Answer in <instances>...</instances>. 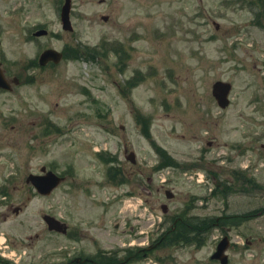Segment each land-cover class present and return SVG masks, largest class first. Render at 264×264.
Listing matches in <instances>:
<instances>
[{
  "label": "rangeland",
  "instance_id": "obj_1",
  "mask_svg": "<svg viewBox=\"0 0 264 264\" xmlns=\"http://www.w3.org/2000/svg\"><path fill=\"white\" fill-rule=\"evenodd\" d=\"M54 1L59 22V7L65 0ZM48 2L26 0L25 14L42 16L52 9V15ZM257 2L72 0L75 31L65 33L64 41L83 51L84 59L60 66L58 75L46 83L44 97L34 87L24 88L23 97L8 96L7 125L0 124V186L6 179L14 182L9 183L8 199L0 194V242L7 241L0 248V259L1 253L8 256L15 251L26 256L19 264H62L65 247L75 243L67 237L50 236L45 214L81 225L88 239L80 245L91 253L96 246L123 251L131 242L137 247L154 243L162 235L165 219L172 223L174 214L187 204L186 197H199L198 207L206 204L202 200L206 190L194 183L190 186L186 171L189 176L201 171L208 177L211 170L221 180L228 178L226 159L232 142L243 145L245 156L240 163L249 165L248 173L264 185V21L257 22ZM13 4L0 0V22ZM104 16L109 17L107 22ZM10 32L5 46L9 58L16 60L20 43L15 31ZM115 42L124 47L120 64L116 52H110L118 48ZM103 43L105 49L94 50ZM63 44L57 41L58 48ZM33 53L29 50V55ZM217 81L234 85V102L227 110H221L212 95ZM35 108L47 110L57 127L45 137L35 134L37 118L26 113ZM144 129H149L153 141L176 165L157 167L160 154ZM126 149L136 153V164L126 160ZM105 154L116 157L114 165L120 167L125 176L121 179H128L127 183L110 181L112 164L104 161ZM180 165L191 169L183 170ZM42 167L67 176V183L49 197H40L26 183ZM163 169L171 172L165 186L158 178ZM165 190L172 191L174 198L169 200ZM161 203L170 211L164 214ZM16 207L21 208L18 214ZM206 207L215 216L226 208L220 199L209 201ZM262 207L264 195L235 197L229 211L243 213ZM208 212L196 213L203 217ZM36 233L44 238L28 241ZM223 233L221 229L211 231L195 257L190 248L173 243L148 251L138 262L219 264L210 257ZM230 237L233 242L262 240L263 245L247 248L237 244L229 251V264H264V214L233 229Z\"/></svg>",
  "mask_w": 264,
  "mask_h": 264
},
{
  "label": "flooded vegetation",
  "instance_id": "obj_2",
  "mask_svg": "<svg viewBox=\"0 0 264 264\" xmlns=\"http://www.w3.org/2000/svg\"><path fill=\"white\" fill-rule=\"evenodd\" d=\"M48 1V3L51 4L54 10L52 11V15H50L49 13L50 10H52L50 9L48 13L44 11L42 16H30L28 14H25L28 12L26 7V0H12V3L14 4L9 7V9L6 11L7 14L3 16L5 21L2 20L0 22V82L3 84V86H0V124L2 126L7 125V108L9 102L8 96L17 94L18 97H23L22 91H24V88L34 87L36 88V92L38 90L40 96L44 97V88L46 86V83L51 78H54L58 75L60 66H68V63H70L71 61V56L69 54V52L71 51V44L68 43V40L64 41V35L67 32L63 29L61 17L59 19V22L57 21V17L55 14V10L57 7L55 1ZM258 2L262 6H264V0H258ZM39 8L41 9V6H39ZM44 9L45 7L42 8V10ZM28 22H32V24L30 25L28 24ZM9 23H11L12 25H9ZM58 26L60 27V29H57ZM12 30L15 31V34L17 35V38H15V40L20 43L21 50L20 57H18L16 60L9 58V51L6 50L5 46L6 36L10 34V31ZM57 41L64 42L62 47H57ZM25 46H30V48L26 50ZM122 48L124 47L121 45L119 46V48H117V56L119 60L118 64L122 62ZM29 50L34 51V53L32 55H29ZM57 50L61 53L59 57V63L56 62L58 55L53 53V51ZM128 82H130V79L128 80ZM233 94L234 89L232 90L231 97ZM47 96H49V94ZM44 100H42L41 102H44ZM232 104L233 103L231 102V106ZM44 105L47 106V103H44ZM38 110V108L27 109L26 113L32 112L34 114V117L37 118V121L34 122L33 125H35L37 129L35 134L40 137L41 134L46 135L52 130V128H56V125L53 124L51 115L48 114L47 110ZM230 127L232 128L233 126L231 125ZM232 141L235 140L233 139L231 140V142ZM250 142H253V139ZM230 146H232V151L231 149H229V151H231H228L230 156L226 159L227 165H229L228 178L224 181H221L214 177L213 179H211V182H207L204 186L201 187L205 189L207 193L206 196H203V200L206 201V204L202 207H198L199 198H196V201L198 203H195V201L190 203V197H186L184 202H187V204H184V206L178 210L177 219L173 221L170 229H167V231H165V233L167 232V234L164 233L162 237V239L168 236L171 237V235L175 231H177V233L179 232L181 236V239H179V245L184 248H190L194 254V257L198 253V250H200V248L202 247L201 235H203L202 240L205 241L209 236V234H207L209 230L212 227H216L220 224L221 219H216L215 212H211L210 208L206 207L209 201H212L215 198V195H212L214 190L220 189V193L223 194V205H226V208H223V211L226 215L224 216L226 219L221 224V227L225 228L227 232L230 233L235 227L239 225L240 227H242L243 225H246L247 222L255 221L261 216V213L258 212L257 214H248L249 216L244 218V216L242 215L250 211H245L243 213H240L239 211H229L230 202L235 197L244 199H258L260 195H264L263 183L260 182L256 176H252L247 172V170L242 169L245 167L244 164L240 163L241 159L243 158L242 156H245L243 154V145L240 144V141H236V143L232 142ZM262 149H264V145H262ZM210 171L211 170H209L208 175L211 174ZM148 181L149 183H152L153 180L148 179ZM65 183H67V179L57 189H61L62 185ZM209 185L213 186V188L209 187ZM145 187L146 186H143V190L146 191L147 189ZM160 190L162 189H158L159 192ZM210 190L212 191L211 195H209ZM148 193L151 194V192ZM51 195H53V193ZM165 195L167 197V190H165ZM172 198H174V196ZM160 205L161 210L165 211V213L170 211L167 204L161 203ZM202 210H209V212L201 217L199 213L196 212H200ZM14 211L16 212L17 208H14ZM20 211L21 208L18 213H20ZM65 224V234L50 232L49 235H63L67 238L69 237L71 239L70 241L75 243V245H71L70 243L67 244L68 252L66 254V258H68V261L66 262V264H127V262L131 258L137 257L139 253L142 254L143 257H146L148 255V251L144 249H139L137 251L133 250L135 253L127 250L112 251L113 249L106 252L105 250L100 249L97 246L95 248V252L91 253V250L80 245V243L85 242L88 239V233H84V231H82L84 229L80 227L81 225L72 224L70 221ZM79 228H81L82 230ZM115 228L117 229L118 225H116ZM225 235L226 234H223V237ZM41 237L42 235L37 233L35 239L29 237L28 241H39ZM230 241L231 244L229 245V249L227 250L228 255L229 251L231 252L237 247V244L240 246L243 244L242 246H247V248L254 245H263L262 240L254 241L246 239L243 242H241V240H236L233 242L231 239ZM161 245V242H156L155 244L150 245V250L161 247ZM217 245L218 243H216L215 245V250L217 248ZM125 254L127 255V258L124 257ZM0 264L3 263L0 262Z\"/></svg>",
  "mask_w": 264,
  "mask_h": 264
},
{
  "label": "water",
  "instance_id": "obj_3",
  "mask_svg": "<svg viewBox=\"0 0 264 264\" xmlns=\"http://www.w3.org/2000/svg\"><path fill=\"white\" fill-rule=\"evenodd\" d=\"M70 9H71V0H66V4L64 5L62 10V20L66 29L73 30L70 22ZM105 19L107 18L105 17ZM231 88H232L231 84L221 81L217 82L213 87L214 96L217 99L219 106L223 109L228 107V105L230 104V100L228 96L230 94ZM128 159L131 160L133 163L136 162L134 154H131L128 157ZM37 179H44V180H42L41 182H36ZM62 180L63 179L59 178L58 176L50 172L44 177L39 178L35 176H30V178L28 179L29 182L31 181L37 186H39L40 192H42V194H50L51 191L55 187H57ZM45 220L50 230H55V231L64 230L60 222L55 220L54 218L47 216ZM228 247H229L228 237H225V239L219 244L217 252L213 255V259L220 260L222 264H227L228 257L226 256L225 251L227 250Z\"/></svg>",
  "mask_w": 264,
  "mask_h": 264
},
{
  "label": "trees",
  "instance_id": "obj_4",
  "mask_svg": "<svg viewBox=\"0 0 264 264\" xmlns=\"http://www.w3.org/2000/svg\"><path fill=\"white\" fill-rule=\"evenodd\" d=\"M143 133L146 135V137L151 138V134L149 132V129H146V130L144 129ZM152 143H153V146L156 148V151L161 155V157L163 159L162 160L163 164H161L162 166L176 165L175 160L171 156H169L165 150H163L161 147H159L155 142H152ZM114 179H116V177H114ZM121 180H123V179H121ZM179 239H181V236H180L179 232L177 233V231H175L172 234V238H169V242L178 243Z\"/></svg>",
  "mask_w": 264,
  "mask_h": 264
}]
</instances>
